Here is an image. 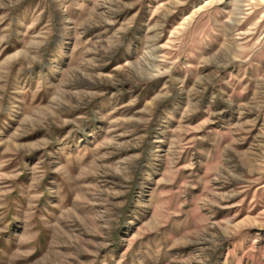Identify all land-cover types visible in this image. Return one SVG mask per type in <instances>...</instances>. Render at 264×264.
<instances>
[{"label": "rangeland", "instance_id": "obj_1", "mask_svg": "<svg viewBox=\"0 0 264 264\" xmlns=\"http://www.w3.org/2000/svg\"><path fill=\"white\" fill-rule=\"evenodd\" d=\"M0 264H264V0H0Z\"/></svg>", "mask_w": 264, "mask_h": 264}]
</instances>
